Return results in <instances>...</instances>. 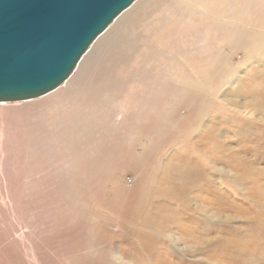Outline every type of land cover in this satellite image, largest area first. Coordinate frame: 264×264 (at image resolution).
<instances>
[{
    "label": "rangeland",
    "instance_id": "374dc122",
    "mask_svg": "<svg viewBox=\"0 0 264 264\" xmlns=\"http://www.w3.org/2000/svg\"><path fill=\"white\" fill-rule=\"evenodd\" d=\"M128 23L51 93L0 101V264H264V0H146Z\"/></svg>",
    "mask_w": 264,
    "mask_h": 264
},
{
    "label": "water",
    "instance_id": "95a60500",
    "mask_svg": "<svg viewBox=\"0 0 264 264\" xmlns=\"http://www.w3.org/2000/svg\"><path fill=\"white\" fill-rule=\"evenodd\" d=\"M135 0H0V101L45 95Z\"/></svg>",
    "mask_w": 264,
    "mask_h": 264
},
{
    "label": "bare ground",
    "instance_id": "6f19581e",
    "mask_svg": "<svg viewBox=\"0 0 264 264\" xmlns=\"http://www.w3.org/2000/svg\"><path fill=\"white\" fill-rule=\"evenodd\" d=\"M148 1V0H147ZM146 0H135V2L125 11H123L109 26L108 28L94 41V43L91 45L89 50L82 56L80 61L78 62L77 66L75 69L72 71L71 77H73L82 67L83 65L88 61L90 57L97 51L101 46H104L108 40V42L114 41L116 42V45L119 42V40L122 42L124 40V35H126V32L128 31V22L130 21L131 17L133 14H138L140 6L145 3ZM133 19V18H132ZM133 21V20H131ZM136 21V20H134ZM128 23V24H127ZM136 26V25H135ZM134 28V27H133ZM130 28L129 30H131ZM133 30V29H132ZM133 33V32H132ZM129 36V35H128ZM110 39V40H109ZM126 43V42H125ZM128 43V42H127ZM107 44V43H106ZM109 44V43H108ZM107 44V45H108ZM110 44H112L110 42ZM127 45V44H126ZM134 45V44H133ZM132 45V46H133ZM106 46V45H105ZM122 46V45H121ZM109 47V46H108ZM125 47V45H124ZM123 47V48H124ZM112 48V47H111ZM101 49V48H100ZM106 49V48H105ZM130 49V47H129ZM127 49V51L129 50ZM102 50V49H101ZM109 50V49H108ZM118 50V49H117ZM124 50V49H123ZM100 51V50H99ZM119 51V50H118ZM108 52V51H107ZM125 52V51H124ZM108 54V53H107ZM106 54V55H107ZM121 54V53H119ZM105 55V54H104ZM125 55V54H124ZM118 60V59H117ZM79 73V72H78ZM78 76V75H77ZM70 77V78H71ZM76 79V78H75ZM69 86V85H68ZM67 86V88H68ZM55 90V89H54ZM52 92V91H51ZM49 92V93H51ZM47 95V94H45ZM7 102V101H4ZM7 104V103H6Z\"/></svg>",
    "mask_w": 264,
    "mask_h": 264
}]
</instances>
